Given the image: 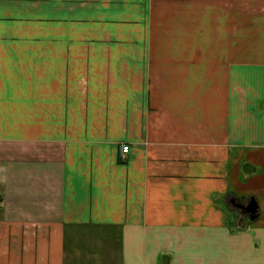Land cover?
Returning <instances> with one entry per match:
<instances>
[{
  "label": "crops",
  "instance_id": "0c3cea01",
  "mask_svg": "<svg viewBox=\"0 0 264 264\" xmlns=\"http://www.w3.org/2000/svg\"><path fill=\"white\" fill-rule=\"evenodd\" d=\"M0 264H264V0H0Z\"/></svg>",
  "mask_w": 264,
  "mask_h": 264
},
{
  "label": "water",
  "instance_id": "95a60500",
  "mask_svg": "<svg viewBox=\"0 0 264 264\" xmlns=\"http://www.w3.org/2000/svg\"><path fill=\"white\" fill-rule=\"evenodd\" d=\"M245 209L252 214V218L256 217L257 203L255 202V200H252L248 205H245Z\"/></svg>",
  "mask_w": 264,
  "mask_h": 264
},
{
  "label": "built area",
  "instance_id": "2783aa9c",
  "mask_svg": "<svg viewBox=\"0 0 264 264\" xmlns=\"http://www.w3.org/2000/svg\"><path fill=\"white\" fill-rule=\"evenodd\" d=\"M128 150H129V145L128 144L123 145L122 152L126 153V152H128Z\"/></svg>",
  "mask_w": 264,
  "mask_h": 264
}]
</instances>
